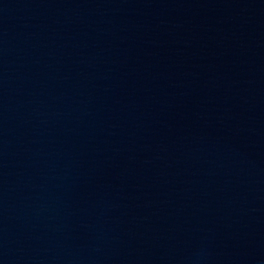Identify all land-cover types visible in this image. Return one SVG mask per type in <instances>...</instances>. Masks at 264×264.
Segmentation results:
<instances>
[{"label": "water", "instance_id": "obj_1", "mask_svg": "<svg viewBox=\"0 0 264 264\" xmlns=\"http://www.w3.org/2000/svg\"><path fill=\"white\" fill-rule=\"evenodd\" d=\"M0 264H264V0H0Z\"/></svg>", "mask_w": 264, "mask_h": 264}]
</instances>
